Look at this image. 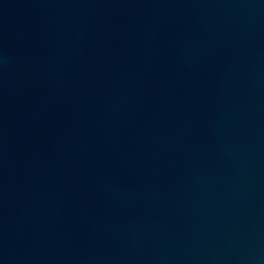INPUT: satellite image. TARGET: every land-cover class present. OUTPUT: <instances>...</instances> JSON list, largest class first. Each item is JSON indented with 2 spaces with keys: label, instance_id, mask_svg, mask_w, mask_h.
I'll return each mask as SVG.
<instances>
[{
  "label": "water",
  "instance_id": "1",
  "mask_svg": "<svg viewBox=\"0 0 264 264\" xmlns=\"http://www.w3.org/2000/svg\"><path fill=\"white\" fill-rule=\"evenodd\" d=\"M0 264H264V0H0Z\"/></svg>",
  "mask_w": 264,
  "mask_h": 264
}]
</instances>
